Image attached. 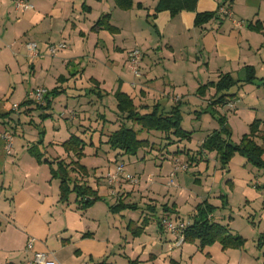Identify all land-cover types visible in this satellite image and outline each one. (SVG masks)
<instances>
[{
	"label": "crops",
	"instance_id": "1",
	"mask_svg": "<svg viewBox=\"0 0 264 264\" xmlns=\"http://www.w3.org/2000/svg\"><path fill=\"white\" fill-rule=\"evenodd\" d=\"M14 1L0 0V264H29L35 252L49 254L55 264H192L196 253L205 256L204 264H264V258L237 253L245 244L223 249L215 242L200 248L196 241L174 247L175 237L159 226L167 214L191 225L196 208L205 204L214 209L211 222L226 227L215 220L225 215L217 214L211 199L225 203L222 210L236 200L250 215L248 221L253 224L259 217L264 226V191L258 188L264 186V171L237 154L221 169L217 154L201 149L207 137L220 130L219 117L233 144V122L243 121V136L257 122L253 139L264 148V0H196L194 12L161 11L154 17L159 0H131L128 10L119 9L114 0H22L33 7L27 11L15 10ZM220 8L231 16H220ZM204 13L214 17L196 26V15ZM104 16L108 20L98 26ZM28 43L37 45V58L28 56ZM59 43L65 48L50 55L49 47ZM133 50L142 54L139 77L127 63ZM249 69L252 83L245 82ZM225 76L236 82L224 100L233 102V109L213 104L221 95L213 87L197 93ZM37 88L51 92L48 101L59 98L65 109L58 114L64 123L56 121L50 134L45 123L53 121V115L40 111L29 97ZM18 91L24 98L15 96ZM116 93L125 94L140 115L155 108L165 115L175 108L181 116L185 111L195 124L190 131L181 127L190 140L149 131L151 140L138 135L149 145L135 155L111 148L112 133L121 127L134 130L128 126L133 122L118 110ZM27 100L32 104L21 106ZM13 105L20 110L15 113ZM35 118L45 132L37 145L39 133L31 127ZM5 134L11 135L10 154ZM71 136L85 143L80 160L62 147ZM128 156L132 159L127 165L138 169L131 175L140 182L111 187L106 175ZM87 157L106 162L102 175L94 172L93 180L84 164ZM176 159L187 163L188 170L178 172L173 186H167ZM59 161H78L86 168V176L74 172L70 177L95 192L98 200L90 207L82 208L75 194L61 200L60 180L52 174ZM149 161L157 164L158 176L143 174ZM196 183L202 193L192 190ZM190 193L194 199L185 219L181 207L189 204ZM31 238L35 242L28 251Z\"/></svg>",
	"mask_w": 264,
	"mask_h": 264
},
{
	"label": "trees",
	"instance_id": "2",
	"mask_svg": "<svg viewBox=\"0 0 264 264\" xmlns=\"http://www.w3.org/2000/svg\"><path fill=\"white\" fill-rule=\"evenodd\" d=\"M115 5L121 10H128L132 7L131 0H114ZM196 0H159L155 10L154 16L161 11H169L172 15L181 11L194 12ZM214 15L210 13L197 14L195 18V25L200 26ZM108 20L107 16L102 17V20L97 23L98 26L102 21ZM110 32L115 30L110 26L105 27ZM251 74H248L246 83H252L254 76L252 70L249 69ZM236 82L232 81L231 77L225 76L217 84L210 83L209 85L200 87L198 90L199 95L204 94V90L213 87L218 94H221L213 104H227L224 100L230 97L227 92L235 85ZM51 92L46 93L44 96V104L36 106L40 111H45L49 107V96ZM118 101V110L121 114L126 115V119L135 123L140 131H156L165 134H172L179 140H190V134L183 131L181 128L182 116L175 108L168 114H159L158 109H154L152 113L140 115L134 107L132 101L122 93H116ZM32 104L31 100H27L21 104L26 106ZM36 104V103H35ZM19 108L21 107L18 105ZM220 130L213 132L203 142L201 149L207 152H215L221 169H225L232 158L237 154L244 157L247 162L256 169L264 171V148L257 145L254 141V135L257 128V122L252 123L250 126V133L244 135L238 144H233L230 141V132L225 128V120L222 117L218 119ZM225 137V138H224ZM42 144V139L39 140ZM108 144L113 149H119L127 155H135L139 150L146 148L149 144L146 140L138 139V134L135 130L121 127L119 130L112 133L109 137ZM85 143L82 139L71 136L68 141L63 143L62 147L66 153H73L77 160H80L83 155V148ZM39 159V157H38ZM78 172L84 176L87 175V170L84 166L80 165L78 161H72L69 164L63 161L57 162V168L52 171L53 178L60 180V197L62 201H66L70 194H75L77 202L82 208L90 207L95 201L98 200L95 192L85 184H78L72 182L70 174ZM257 188V186H255ZM264 191V186L258 187ZM92 198V199H91ZM213 208L209 205H199L196 208V215L193 222L184 231V243L198 242L200 248L210 246L215 242L221 244L223 249H241L245 244V240L241 237H235L227 233V229L217 223H212L210 216ZM146 222L143 221V225ZM159 226L161 227L160 223ZM260 240L262 238H259ZM130 264H138L132 262Z\"/></svg>",
	"mask_w": 264,
	"mask_h": 264
},
{
	"label": "rangeland",
	"instance_id": "3",
	"mask_svg": "<svg viewBox=\"0 0 264 264\" xmlns=\"http://www.w3.org/2000/svg\"><path fill=\"white\" fill-rule=\"evenodd\" d=\"M47 88L49 89V85H47ZM15 96L19 99V98L23 97L24 95L22 94V92L18 91V92H16ZM58 96H60V95H58ZM54 99H52V101L50 100V102H49L50 106L48 107V109H46V112L48 114L51 113L53 115V119H54L53 121L50 120V121H47L45 123V128H46L47 133H49L52 130V126H54L56 121L59 122L60 124H61V122L64 123L62 120H60L58 114L65 109L62 107V103L60 104L59 98L58 99L54 98ZM12 110H13V108H12ZM19 110L20 109L13 110V111H15V113H16ZM191 115H193V112ZM182 117H183V121H182L181 127L185 131H190V130H192L193 127L195 128L194 120H192V117H190L189 114H186L184 111L182 113ZM34 120H35L34 121L35 123L32 124V126H31L32 129L36 131V134L39 133V137H38L39 140L44 139V136H45V132H43L44 128H42V127L38 128V127H40L39 124H41V123H39L38 118H35ZM241 122H236V125H234V122L232 123L233 128H234V133H233L234 137H233L232 141L234 142V144L240 140L239 138L241 136L243 137V135H241L242 134L241 132H242V127H243V121H241ZM128 126L133 127L134 130H136L137 134L140 136V138L147 139V137L149 136L150 137L149 140L152 139V133L151 132L148 133L146 131H140L139 127L137 125H135L134 123H131V122H129ZM203 126H205V125H203ZM218 126H220V125L218 124ZM153 133H156V132H153ZM249 133H250V127H249ZM8 135H10V134H8ZM48 137H49V135H48ZM230 137H231V135H230ZM15 138L18 140L17 136H15ZM35 139H37V138L35 137ZM26 140L30 141L31 138L27 137ZM39 140L34 144H36V145L39 144ZM192 141H193L192 144L194 145L196 143L197 139L194 138ZM188 142H184V143L186 144ZM187 145H189V144H187ZM12 148H13V143H12ZM240 157H242V156H240V155L236 156V158H240ZM130 158L132 159L131 156L124 157L123 161H120V162H122L124 164V168L126 169L125 171L127 173L134 174L138 169H136V171H135L134 167H129L127 165L130 162ZM105 163L106 162L104 161L103 158H99L98 161L94 160V158H92V157H87L86 159H84V164L87 167H89V169H90V177L89 178H91L93 180L92 174L94 172L98 176L102 175V172H104V169H105L104 168ZM182 163L187 166V170H188V164L184 163V162H182ZM235 165H236V162H234V164L232 166V167H234L233 171L235 174H238L241 171L237 168L238 166H235ZM93 166L97 167V169H94ZM145 170L146 171L143 173V174H145V177H146L147 172H148L149 176H152V177L158 176V172H159L158 170L159 169L157 167V164H154L152 161H149V163L147 162L145 164ZM196 175H197V179H199V181L203 184L204 179L202 177H200L199 174H196ZM203 177L205 178V176H203ZM191 179H194V177L192 175H191ZM92 180L90 181V183H88L89 185L93 184ZM191 187H193L192 190H194L198 193H202L201 185H197V183H196L195 185H192ZM192 190H191V192H192ZM190 195L191 196L189 199V204H186L183 207H181V209H182L181 212H182L185 219L187 218V214L189 212L187 206L192 204L191 200L194 199L191 193H190ZM210 203L217 207V209L215 210L217 212V214L220 212V214L225 215L224 220H222V219H215V220L217 222H220L221 224H223L225 226H226V224H228L226 226L227 230H228L227 233L235 235L236 237L240 236L246 240L243 250L240 252H237V253H241V252L244 253L245 252V254L251 258H254L256 256H258L260 259L264 258V251H262V247H264V229H262V227H264V226L259 225L260 224V218L256 217L255 220H253L254 223L252 224V221H250V220L248 221V219H247V217H249L250 215H248L247 212H244L243 210L240 209L241 207H239L237 205L236 200H233L231 205H230L231 207L230 208L228 207L225 210H222V205H225V203L221 204L220 199H211ZM249 214H252V213H249ZM229 217H231L230 220H229ZM253 225H254V227H253ZM259 238H262V239L260 240ZM215 246H219V244L216 243V245L213 246L212 250H210L213 253L215 252L214 249H216ZM257 246H260L261 248H258ZM205 259H206L205 256H203L202 254L196 253V255L192 259V264H204ZM182 264H185V263H182Z\"/></svg>",
	"mask_w": 264,
	"mask_h": 264
},
{
	"label": "built area",
	"instance_id": "4",
	"mask_svg": "<svg viewBox=\"0 0 264 264\" xmlns=\"http://www.w3.org/2000/svg\"><path fill=\"white\" fill-rule=\"evenodd\" d=\"M13 7L15 10H21V11H27L31 10L33 7L29 3L22 1V0H15L13 3ZM219 15L224 17H230L229 11H227L224 8H220L218 11ZM237 26H240L239 22H234ZM65 48V44L59 43L57 45H53L49 47V53L50 55L54 56L55 53ZM26 51L28 53V56L30 58H37L39 56L37 45L35 43H28L26 45ZM142 54L139 50H133L128 53L127 55V63L128 67L133 73L135 77H139V66L141 61ZM47 90L45 88H37L33 90L30 93V99L36 103L37 105H43L44 104V96L46 95ZM226 106L230 109H233L234 103L228 102ZM13 110L19 109L18 105L12 106ZM3 140L6 143V153L10 154L11 148H12V139L11 136L8 134H5L3 136ZM187 170V166L181 162L180 159H176L174 163V167L172 172L169 175V182L167 183V186H173V180L175 175L178 172H184ZM105 180L108 185L111 187L121 186L123 182L129 183V184H138L140 182V178L131 175L130 173H127L124 168V164L122 162H117L114 170L112 172H109ZM113 195L115 193L113 192ZM161 227L167 231L169 234L173 235L175 237V241L173 242L174 247H179L184 243V231L189 226V223H185L183 221H177L173 220L172 216L170 214L165 215L161 221H160ZM35 239L31 238L27 242L26 248L28 251L33 249ZM29 264H55L53 261L49 259V254L47 253H37L35 252L33 254V259Z\"/></svg>",
	"mask_w": 264,
	"mask_h": 264
}]
</instances>
